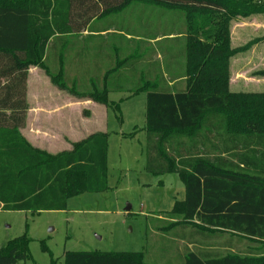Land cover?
I'll use <instances>...</instances> for the list:
<instances>
[{
  "label": "trees",
  "instance_id": "16d2710c",
  "mask_svg": "<svg viewBox=\"0 0 264 264\" xmlns=\"http://www.w3.org/2000/svg\"><path fill=\"white\" fill-rule=\"evenodd\" d=\"M146 1L185 11L188 24L170 35L186 34V72L159 71L153 66L154 57L146 69H140L147 58L138 56V49L131 56L122 50L123 56L111 70H119L120 65L123 69L117 77L119 89L108 88L110 71L103 78L104 88L95 82L83 91L75 82L68 84L63 60L60 71L51 75L52 81L79 99L112 109L122 120L121 102L110 101L109 94L125 90L124 81L136 72V82L128 91L131 95L147 93L146 123L140 128L146 131V170L177 173L185 181L184 200L172 211L160 212L161 220L178 225L168 232L197 245V250L187 248L182 264H264V93L231 89L232 58L264 41V36L254 38L234 48L231 23L264 14V0ZM131 2L0 0V84L6 80L4 100L13 101L0 105L3 209L66 210L73 195L109 189L108 133L92 134L74 143L71 151L50 155L29 145L19 129L28 110L29 70L40 66L48 71L45 56L50 40L55 36L79 37L87 29L111 31L112 24L91 28L97 20L121 12ZM121 19L131 24L129 19ZM258 75L264 76V70ZM179 77H186L187 85L173 83ZM164 224L170 227V223ZM219 234H230L222 245L233 250H216L218 244L210 239L219 238ZM243 237L261 247L236 251L234 239ZM29 244L27 233L9 239L0 249V264L29 260ZM64 264L150 263L145 261L144 252L67 251Z\"/></svg>",
  "mask_w": 264,
  "mask_h": 264
},
{
  "label": "rangeland",
  "instance_id": "374dc122",
  "mask_svg": "<svg viewBox=\"0 0 264 264\" xmlns=\"http://www.w3.org/2000/svg\"><path fill=\"white\" fill-rule=\"evenodd\" d=\"M122 16L131 24L123 21ZM103 18L93 23L91 29L112 24L113 30L107 36L118 40H124L126 34L137 37L133 42L137 44L138 56L147 58L140 63V69H146L154 57L153 66L159 71L186 72V34L168 36L181 25L186 26L185 11L146 0H132L126 9ZM250 18L246 24L231 23L234 48L264 36V14L258 20ZM158 35L162 38H153ZM236 56L231 74L232 91L264 93V76L258 75L264 70V41ZM135 76L124 81L125 90L109 94L110 101L121 102L122 120L109 108L101 117L100 124L104 123L109 134L108 190L73 195L68 199L66 210H0V249L9 239L25 233L30 238L31 258L19 264H64L67 251L144 252L145 261L150 264H182L187 248L197 250V245L189 243L188 238L181 240L174 232H168L178 225L161 220L163 216L160 218V212L172 211L177 202L184 200L185 181L177 173L154 174L146 170V131L140 128L146 123L147 93L130 94L128 90L133 88ZM128 205L132 206L129 212L125 211ZM166 222L170 223L169 228ZM217 237L210 239L218 244L216 250L227 253L234 249L222 245L230 234ZM234 242L239 252L261 247L244 237L235 238Z\"/></svg>",
  "mask_w": 264,
  "mask_h": 264
},
{
  "label": "crops",
  "instance_id": "0c3cea01",
  "mask_svg": "<svg viewBox=\"0 0 264 264\" xmlns=\"http://www.w3.org/2000/svg\"><path fill=\"white\" fill-rule=\"evenodd\" d=\"M260 18L261 15H256L252 19ZM246 20L237 21L246 24ZM109 32L110 30L93 32L87 29L81 36L75 38L73 36H55L50 40L45 56L48 71L40 66L30 68L26 97L28 110L24 125L19 130L23 138L34 149L50 155H58L71 151L74 143L92 134L108 133L104 123L100 124L101 117L105 115L107 107L95 101L82 100L71 95L67 90L59 88L52 81L51 75L60 71V63L63 60L65 80L68 84L75 82L83 91L91 89L95 82L100 88H104L103 78L110 71L108 88L119 89L120 80L117 77L123 69L120 65L119 70L112 72L111 70L116 68L117 61L123 56V52L127 56L137 53V44L133 42L134 39L137 41V37L134 38L131 34H126L124 40H118L107 36ZM160 38L162 37L157 39ZM110 41L111 43H109ZM234 58L238 57H233L231 60V74L233 73ZM132 67L137 68V65ZM181 73L183 74V72ZM185 79L186 77H179L173 83H179V87H184ZM5 83L6 80L2 79L0 105H8L13 102L4 100L3 86ZM6 112L8 115L10 114L9 110ZM3 206L4 203L0 200V210L13 211L5 210Z\"/></svg>",
  "mask_w": 264,
  "mask_h": 264
},
{
  "label": "water",
  "instance_id": "95a60500",
  "mask_svg": "<svg viewBox=\"0 0 264 264\" xmlns=\"http://www.w3.org/2000/svg\"><path fill=\"white\" fill-rule=\"evenodd\" d=\"M131 210V205H128L126 208H125V211H130Z\"/></svg>",
  "mask_w": 264,
  "mask_h": 264
}]
</instances>
